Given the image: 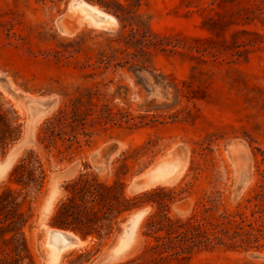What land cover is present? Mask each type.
Instances as JSON below:
<instances>
[{
	"label": "rangeland",
	"instance_id": "rangeland-1",
	"mask_svg": "<svg viewBox=\"0 0 264 264\" xmlns=\"http://www.w3.org/2000/svg\"><path fill=\"white\" fill-rule=\"evenodd\" d=\"M88 92L106 106L87 130L89 143L79 137L68 153L60 139L40 144L45 124ZM0 116L17 127L0 163L22 145L0 192L15 188L10 173L29 152L45 171L25 232L35 264L50 258L45 232L65 230L51 225L54 211L82 174L119 180L127 198L151 201L118 218L106 240L74 232L87 243L63 251L56 264H264L262 240L232 248L228 239L230 246L194 251L185 261L153 262L155 240L146 235L158 214L152 200L180 222L199 217L203 205L218 218L264 202V0H0ZM147 169L161 173L140 189ZM54 176L58 193L41 223ZM139 209L146 214L135 244L110 259L122 223Z\"/></svg>",
	"mask_w": 264,
	"mask_h": 264
},
{
	"label": "trees",
	"instance_id": "trees-1",
	"mask_svg": "<svg viewBox=\"0 0 264 264\" xmlns=\"http://www.w3.org/2000/svg\"><path fill=\"white\" fill-rule=\"evenodd\" d=\"M97 96L96 92H88L84 100L77 99L69 108L61 110L45 124L40 144L48 148L60 139L68 153L73 147L80 146L79 137L89 143L87 139L92 132L87 130L96 123L100 124L106 112L105 105L92 102V97ZM92 115L95 120L89 118ZM16 134L17 127L11 128L10 122L0 116V149L5 148ZM29 154L10 173V181L15 188L8 187L0 192V264H35L25 232L33 217L35 198L43 188L45 171L37 158L31 156L34 153ZM127 172L128 166L122 160L117 175L124 178ZM124 188L119 180L101 182L92 174L80 175L65 186L67 196L57 205L51 225L71 230L82 238L91 236L106 240L118 218L151 201L147 194L139 200L127 198ZM156 191L162 192V189L152 193ZM152 201L158 208V214L148 219L146 235L155 240V245L148 250L153 262L185 261L194 251L213 249L218 245L230 246L225 239L232 241V248L257 244L261 240L264 243L262 201L252 205L251 201H247L249 206H245L244 210H238L231 217L218 218L211 215V207L203 205L199 208V217L192 216L185 222L170 220L164 214L167 204L162 200Z\"/></svg>",
	"mask_w": 264,
	"mask_h": 264
},
{
	"label": "bare ground",
	"instance_id": "bare-ground-1",
	"mask_svg": "<svg viewBox=\"0 0 264 264\" xmlns=\"http://www.w3.org/2000/svg\"><path fill=\"white\" fill-rule=\"evenodd\" d=\"M78 5H81V4L75 3L73 5V7H77ZM95 22H104V21L100 20V21H95ZM17 152L15 153V155L17 154ZM15 155H14V157H15ZM11 160L10 161H2L0 163V179L4 176L6 171L9 169V167L11 165ZM148 172H153V174L155 175V178L150 183L147 184L144 181L145 177L141 174L137 178L138 183L136 185V186L140 187V189L149 187L154 182V180L156 179L157 174L161 173L159 171V169H156V172L153 169H150V170L147 169L144 173H148ZM135 182H137V181H135ZM52 184H54V190H55V193H56L55 199H56V196H57V193H58V188L56 186V177L55 176L52 178V182L50 183L48 193L46 194V197H45L43 210H42V218L40 220L41 223H43V221L50 214V212L52 210V207H53V203L55 201V200L53 201V203H52V205L50 207L45 208L46 199H47L48 194L50 193ZM134 213H135V211H133V212L128 214L127 223L129 225L127 227H123L124 228V232L119 234V235H121L119 241L117 242L119 235H118V237L116 239V242H115V245H114L116 247L112 248L110 250V259H112V260L116 259L118 256H120L123 253H125V251H127L129 248H131L135 244V241H136V236L135 235H136L137 227H138V224L141 221V219L146 214V210H145L144 213L141 214L139 219H137L136 221H134L132 219V217H131V215L134 214ZM45 233L49 235L50 243L47 244L44 241V243H43L44 249L47 250V251H48V249L51 250L50 258L47 260V262L45 264H56L55 259L57 257H59L63 251H65V250H67L69 248L78 249V248L84 246L87 243V241H88V239H87V241L86 240L84 241V240H81L80 238L77 237L78 238L77 242H75L73 244H69V243H67L65 241L62 232H60L59 230H53V229L49 230L48 229ZM67 235L70 236V237H74L70 232H67Z\"/></svg>",
	"mask_w": 264,
	"mask_h": 264
},
{
	"label": "water",
	"instance_id": "water-1",
	"mask_svg": "<svg viewBox=\"0 0 264 264\" xmlns=\"http://www.w3.org/2000/svg\"><path fill=\"white\" fill-rule=\"evenodd\" d=\"M26 143H28V140H24L23 144H26ZM21 146L22 145H19L16 149L12 150L6 156V158H5L4 161H10L14 157L15 153L21 148ZM142 175L145 177L144 181L147 184L150 183L155 178V175L153 174V172L143 173ZM55 195H56V193H55V190H54V184H52L50 193L48 194L47 199H46L45 208H48V207H50L52 205L53 201L55 200ZM144 212H145V209L135 210V213L132 214L131 217H132V219L134 221H136L137 219H139V217L141 216V214L144 213ZM128 225L129 224L127 223V219H126L122 223V229H121L120 233L124 232V228L123 227H127ZM59 231L62 232L65 241L67 243H69V244H73V243L77 242L78 238L81 239V237H79L78 235H76L73 231H68V230H59ZM67 232H70L74 237L68 236L67 235ZM115 247L116 246H114L113 248H115Z\"/></svg>",
	"mask_w": 264,
	"mask_h": 264
}]
</instances>
